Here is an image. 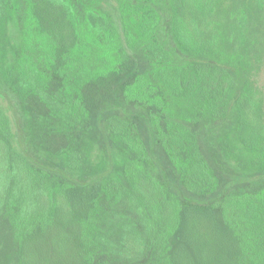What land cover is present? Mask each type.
<instances>
[{"label":"rangeland","instance_id":"374dc122","mask_svg":"<svg viewBox=\"0 0 264 264\" xmlns=\"http://www.w3.org/2000/svg\"><path fill=\"white\" fill-rule=\"evenodd\" d=\"M180 21L184 46L224 71L217 109L199 107L198 95L178 98L157 75L153 47L164 25ZM122 42L134 57L127 77L115 73ZM17 57L44 81L53 67L72 74L79 95H61L52 125L33 127L19 96L0 82L11 153L28 171L0 147V264L22 262L24 240L37 243L27 253L61 256L64 264H79L94 243L102 264H212L221 233L233 264H264V175L185 195L184 155L156 142L152 119L164 113L173 127H196L197 150L212 168L224 148L236 153L232 166L264 158V0H0V66L14 68ZM86 140L94 146L84 158ZM44 144L59 154L56 163ZM70 153L83 171L60 170ZM96 165L105 175L88 178ZM53 210L59 220L46 225Z\"/></svg>","mask_w":264,"mask_h":264},{"label":"trees","instance_id":"16d2710c","mask_svg":"<svg viewBox=\"0 0 264 264\" xmlns=\"http://www.w3.org/2000/svg\"><path fill=\"white\" fill-rule=\"evenodd\" d=\"M183 23L184 21H180L179 23L173 24V26L171 24L163 26L164 33L160 37L158 46L153 47L152 51L153 60L156 61L159 66L157 75L165 87L171 90L178 98H191L192 95H198L199 107L202 105H214V109H217L220 105L219 97L223 92L221 89V81L219 79L221 75H223L222 73L224 71L219 66V63L213 64L211 63V60L204 56H196L192 53V51L184 46L182 38L180 37ZM120 49L122 50V57L120 60L121 64L119 70H117L115 73L118 72V76L127 77L134 57H132L129 51L125 48L123 42L120 43ZM69 58L70 56L68 59ZM25 60V57H17L18 64L15 65L14 68L11 67L12 69L10 70H5L2 66H0V82L6 81L11 90L19 96L20 102L26 108V110H28L30 123L33 127L42 123L43 125L45 123V125L48 124L51 126L52 123L47 121L49 118L53 120L51 116L52 112L54 113L56 109L58 110V113L62 112L63 110V108L61 109V104H57L56 99H58L61 95L68 93L72 95L71 98L74 97L75 99L79 95L77 92L78 87L74 82L75 76H72V74H63L61 69L56 70L55 67H53L51 74L48 78L46 77L47 80L44 81V78L40 75L35 73V76H33L32 71H28ZM229 72H231L234 80V76L239 75L233 71L231 67ZM231 74L228 73V79L231 78ZM114 76H116V74H114ZM114 80L115 78L109 80V88L113 84ZM70 83H72V85ZM73 84H75V86ZM125 89H127V86H125ZM111 90L115 91V88L112 87ZM58 92L59 94L56 96ZM143 107L147 108L148 106ZM159 107L160 106H157L155 110H157ZM44 109L50 111L48 113L50 115H48ZM202 110L198 111L197 113L199 117L203 116L201 112ZM153 112L155 113L154 109ZM150 114H152V111ZM152 119L155 126L154 138L156 142L160 143L161 145L167 143L171 146H176L180 150V153L184 155L185 165L182 170L181 190L185 195L196 192L199 193L200 191H209L214 185H219L223 182H226V180L229 178H238L249 175H264V158L257 160L256 162H252L249 165H245L244 162H238L237 166H232L230 161L232 158L236 157V153L226 148L223 149V152L220 155L221 159L218 160L216 168H212L205 163L203 157L197 150L195 137L196 127H194L195 129H179L177 126L173 127L164 113H156L155 116H152ZM127 120L132 121V118H128ZM84 127V130H90L88 127ZM12 139L13 133L11 130L10 121L0 108V147L3 152H12V149H14L12 145ZM85 143L88 145L86 147L85 144H83L86 147L85 154L87 155H82L84 158H87L89 156L87 152H89L90 147L92 148V146H94V142L86 140ZM46 144L42 145V148H44V153L48 158H51L52 161L56 163V157L58 158L59 154H57L56 157L51 156V146L49 145V148ZM58 153H60V150H58ZM11 156L13 157V161L15 160V165L19 167L18 169L22 173L28 172L26 167L22 164L24 162L27 163L23 156H20L17 152L11 153ZM73 156H77V154L73 155V153H70V160L67 159L68 163H66L62 169H60L61 171L73 173L77 172L73 171V169L79 171L82 170L79 167H72L76 166L74 160L72 159ZM92 167L94 168V166ZM57 169H59V167ZM105 172L106 169L104 166L100 168L96 165L94 172L89 174L88 178H100L105 175ZM39 173L40 176L43 174L41 170ZM55 178L56 177L51 176L48 180L45 178V181L47 180L50 183L55 182ZM64 180L67 185L70 186L69 188H71V185L73 184L74 186H77V190L79 189V183L76 184L73 181L68 180V178L67 180ZM96 185L97 184L94 186ZM62 188L63 186L60 189L62 190ZM98 188L101 189V185ZM60 189L59 192H61ZM80 190L82 191V189H79L77 193H79ZM189 206L185 207V211L186 209H192V207ZM205 207L209 208L210 206ZM50 214L48 216L46 225L48 223L53 224L59 220V218L53 216L55 215L54 210L50 212ZM38 220L42 221L40 218ZM63 220H65L64 216ZM59 222H62V217ZM43 228L46 229V227ZM43 231L44 230L40 229L41 235H43ZM228 241L229 240H227L226 234L221 233L217 255L214 256L212 264H233L236 258L235 256H227L228 247L231 245ZM28 243H30L29 240L23 241V251L22 255L20 256L22 260V262L20 261L21 264H64V259L61 256H56L55 258L54 256H37L32 253H27L29 248L37 245L36 242L34 244ZM103 254L104 253L102 252V249H99L98 243H94V246L91 245L90 253H88L86 256H77L76 259L79 260V264H102L103 259L105 260V255ZM114 264H116V262Z\"/></svg>","mask_w":264,"mask_h":264}]
</instances>
